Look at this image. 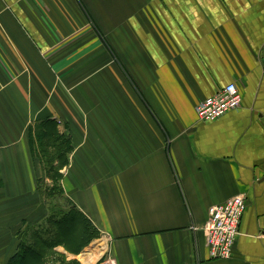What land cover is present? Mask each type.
Masks as SVG:
<instances>
[{
	"label": "crops",
	"instance_id": "obj_1",
	"mask_svg": "<svg viewBox=\"0 0 264 264\" xmlns=\"http://www.w3.org/2000/svg\"><path fill=\"white\" fill-rule=\"evenodd\" d=\"M230 82L240 106L200 120ZM52 123L56 199L100 235L47 264H264V0H0V264L49 214ZM237 195L232 256L211 259L208 210Z\"/></svg>",
	"mask_w": 264,
	"mask_h": 264
},
{
	"label": "trees",
	"instance_id": "obj_2",
	"mask_svg": "<svg viewBox=\"0 0 264 264\" xmlns=\"http://www.w3.org/2000/svg\"><path fill=\"white\" fill-rule=\"evenodd\" d=\"M55 124L49 130H44L42 135L45 141H40L42 150L51 147L54 158L47 156L44 160V166L47 169L48 179L52 185L44 189L42 182L39 181V193L45 198H60L63 195L60 186L61 175L60 168L67 165V154L71 150L70 143L63 135L57 133ZM53 132V133H52ZM61 143V144H60ZM42 151V152H43ZM56 157L58 159L55 165ZM41 189L43 192H41ZM64 209H53L49 211L45 221L31 226L25 234L22 233L15 253L5 264H47L45 260L47 254L54 253V248L60 244L68 247L69 250L80 252L87 244L99 237L98 229L86 216L76 208V205L69 203ZM26 231V230H25ZM74 245L69 247L67 243Z\"/></svg>",
	"mask_w": 264,
	"mask_h": 264
},
{
	"label": "built area",
	"instance_id": "obj_3",
	"mask_svg": "<svg viewBox=\"0 0 264 264\" xmlns=\"http://www.w3.org/2000/svg\"><path fill=\"white\" fill-rule=\"evenodd\" d=\"M241 94L234 82H230L204 98L196 105V114L202 121H213L241 104ZM247 208L244 195L228 198L223 203L214 205L208 210V220L203 226L208 254L211 259H228L232 256L233 246L239 234L241 218ZM96 264H116L108 256Z\"/></svg>",
	"mask_w": 264,
	"mask_h": 264
},
{
	"label": "rangeland",
	"instance_id": "obj_4",
	"mask_svg": "<svg viewBox=\"0 0 264 264\" xmlns=\"http://www.w3.org/2000/svg\"><path fill=\"white\" fill-rule=\"evenodd\" d=\"M41 184L43 185V187H41V188L44 189V187L46 188V186H48V185L51 186L52 182L50 180V183L47 184L45 181H43ZM42 189H41V192H43ZM61 200L62 199L57 200L56 198L55 199L49 198V200H48L49 201V205H48L49 206V211L53 210V209H58V210L60 209L61 210V209H64V208L68 207L67 206L68 204L65 201H61ZM28 230H29V227L23 233L25 234L26 232H28ZM92 244H93L92 247L88 248L89 252H103L104 251V249H103L104 244H103L102 241L101 242L100 241H96L95 243H92ZM68 245L71 248L74 247V245H72V244H68ZM54 252H56L55 248H54ZM53 254L52 253H51V255L47 254L46 258H44V259L48 260V262L52 261L53 258H54ZM102 259H104V257L101 258L100 260H102Z\"/></svg>",
	"mask_w": 264,
	"mask_h": 264
}]
</instances>
